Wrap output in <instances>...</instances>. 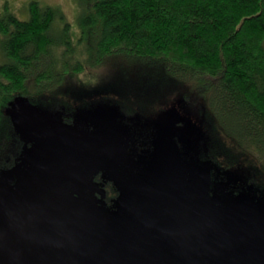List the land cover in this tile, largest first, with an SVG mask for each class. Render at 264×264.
<instances>
[{"label":"trees","instance_id":"trees-1","mask_svg":"<svg viewBox=\"0 0 264 264\" xmlns=\"http://www.w3.org/2000/svg\"><path fill=\"white\" fill-rule=\"evenodd\" d=\"M78 2L75 29L38 1L29 19L0 17V171L33 143L16 125L20 102L71 124L105 104L126 113L120 123L138 116L139 151L153 120L163 133L187 128L163 134V149L175 144L214 177L247 172L229 186L264 192V0Z\"/></svg>","mask_w":264,"mask_h":264},{"label":"water","instance_id":"water-1","mask_svg":"<svg viewBox=\"0 0 264 264\" xmlns=\"http://www.w3.org/2000/svg\"><path fill=\"white\" fill-rule=\"evenodd\" d=\"M15 121L22 135L35 144L41 160L23 197L0 201L1 264H120L135 255L151 264H221L219 249L230 255L228 264H239V256L251 254L242 248L243 242L234 243L241 214H246L231 208L221 217L215 206L216 220L193 216L191 208L201 203L200 171L193 172L187 190L190 202H180V192H172L174 202L158 205V201L136 219L102 223L86 208L95 203L88 193L80 192L81 200L68 196L97 175L94 149L99 140L89 145L53 135L48 121L24 101L18 104ZM84 197L90 198L89 204L80 203ZM238 210L247 212L240 206ZM262 235L263 231L258 238Z\"/></svg>","mask_w":264,"mask_h":264},{"label":"rangeland","instance_id":"rangeland-1","mask_svg":"<svg viewBox=\"0 0 264 264\" xmlns=\"http://www.w3.org/2000/svg\"><path fill=\"white\" fill-rule=\"evenodd\" d=\"M32 1H38L42 6L53 5L63 13V17L59 16L56 18V26H61L64 20L68 21L73 29L78 26V0H0V17L8 11L22 20L29 19ZM2 38L3 34L0 33V60L3 59ZM135 76L140 77L136 79L137 83L145 79L137 72L131 78ZM104 105L98 104L94 110L81 115V119H77L74 124L68 122L66 117L54 114L49 115L47 111L41 112V116L50 125V132L55 136L80 140L89 145H93L96 140H99L94 149L97 158L96 173L99 174L102 181L113 183L120 193L115 200L106 204L107 195L101 197L96 195V193L106 192L97 185L98 181L97 183L95 182L97 177L94 181L90 179L79 187L76 192L88 193L95 202L93 205H89L90 207H86L93 218L106 224L133 220L155 207V204L159 201V195L171 196V191L164 189L162 184L157 183V173L163 169L160 173L161 182L164 180L166 184L175 185V192H180L182 200L180 202H186L189 198L187 190L193 183L192 175L196 170L195 166L192 159L185 157L175 144H169L164 150L160 137L163 134L170 137H179L180 132L187 130V128H169L172 132L163 133L166 129L159 126L158 120H153L149 125L152 128L154 127L155 130L154 134H151L146 142L148 148L144 151H139L135 147L136 136L134 129L141 125L136 123L138 116L129 115L133 120V125L120 123L126 113L118 112L114 109V106L109 108V106L104 107ZM82 122L89 124L84 125ZM40 160V152L35 144L30 143L26 145L20 158L13 166L0 171L1 202L16 201L23 197L29 185L36 178ZM212 168V165L206 164L201 166L200 170H196L202 173L198 201L206 204L207 208L201 209L194 205V208H191L193 216L198 220L211 219L217 217L221 212L220 209H224L226 205L228 207L226 212L233 208L240 214L238 210V206H240L242 209L247 210L249 217L253 215V219L256 220L250 222L249 229L251 228L254 232H260L261 236V230L264 228V192H259L250 186L237 191L229 186L231 181L236 183L243 178L247 179V172L227 173V178L225 179L218 178L217 175L214 177ZM174 170L177 171L176 174H174ZM246 183H249L248 180ZM69 197L72 198V196ZM188 201L190 202V200ZM82 202L89 204L90 198L84 197ZM215 206H220L217 214L212 210ZM256 213L259 214L258 221L255 217ZM262 236L264 237V235ZM263 237L261 239L264 240ZM261 239L252 238V242L258 245L261 244ZM120 264L151 263L144 256L135 255Z\"/></svg>","mask_w":264,"mask_h":264},{"label":"flooded vegetation","instance_id":"flooded-vegetation-1","mask_svg":"<svg viewBox=\"0 0 264 264\" xmlns=\"http://www.w3.org/2000/svg\"><path fill=\"white\" fill-rule=\"evenodd\" d=\"M96 179V183L97 185L100 186V188L102 187L103 190H105L106 192H101L99 194L96 193V195L98 197L101 196H106L107 195V201L105 202L106 204L112 202V200H115L116 197L119 195L120 191L118 190V188H115L113 183L110 182H106V181H102V178L99 176V174H97L93 180ZM80 192H71L68 196H72V198H75V196H78L81 200V196L79 195ZM70 198V197H69ZM176 199L172 198L171 196L168 198H163L161 200H159V204L161 205L162 203H165L167 201H175ZM80 203H83L82 201H80ZM202 203H199V207L206 209V207H202L201 206ZM114 206V205H112ZM220 208V206H219ZM227 205L226 207H224V209H221L222 213L221 217L227 215ZM210 210V208H209ZM240 212L246 214L243 215L241 214V222L239 223L237 229L234 231L236 232L235 235L237 236V241L234 243H244L245 246L242 247L244 250H247L249 252H251V254H247V255H243V256H239V258L242 260V262H240L239 264H264V241L263 243H261V245H254L252 247L250 246H246L248 243H253L252 239L250 238V235L256 236V238H258L260 236V232H254L251 228L249 229V224L250 222L256 221L255 219H253V215L251 217H249V213H245L244 211L239 210ZM239 216V215H238ZM259 219V214H258V218L257 221ZM212 220H216V217L212 218ZM239 221H240V216H239ZM264 233V229L261 230ZM254 232V233H253ZM259 239V238H258ZM237 244H233V249H238ZM222 251L223 249H219L218 254H217V260L220 259L221 260V264H228V259L227 257H230V255L228 256L224 251V257L222 256ZM238 258V259H239Z\"/></svg>","mask_w":264,"mask_h":264},{"label":"bare ground","instance_id":"bare-ground-1","mask_svg":"<svg viewBox=\"0 0 264 264\" xmlns=\"http://www.w3.org/2000/svg\"><path fill=\"white\" fill-rule=\"evenodd\" d=\"M164 170V169H163ZM162 170V171H163ZM161 171V172H162ZM161 172H158L157 173V183H160V184H162L163 186V188L165 189H168L169 191H171V192H175V185H170V184H166L165 182H164V180L161 182V179H160V173ZM165 172V171H164ZM168 197H170V196H168ZM163 198H167V197H165L164 196V194L163 195H159V200H161V199H163Z\"/></svg>","mask_w":264,"mask_h":264}]
</instances>
